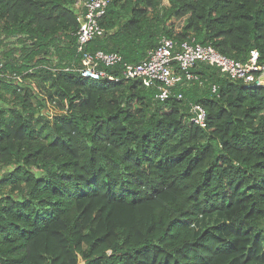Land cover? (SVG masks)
Instances as JSON below:
<instances>
[{
  "label": "trees",
  "instance_id": "16d2710c",
  "mask_svg": "<svg viewBox=\"0 0 264 264\" xmlns=\"http://www.w3.org/2000/svg\"><path fill=\"white\" fill-rule=\"evenodd\" d=\"M76 1L0 0V264H264V86L83 79ZM99 25L85 50L128 64L162 38L264 64V0H108ZM213 216L232 226L198 234Z\"/></svg>",
  "mask_w": 264,
  "mask_h": 264
},
{
  "label": "built area",
  "instance_id": "2783aa9c",
  "mask_svg": "<svg viewBox=\"0 0 264 264\" xmlns=\"http://www.w3.org/2000/svg\"><path fill=\"white\" fill-rule=\"evenodd\" d=\"M107 5L108 0H77L75 3L79 14V29L75 37L82 66L78 72L83 79H104L107 74L101 67H118L120 75L114 77L115 82L121 79H140L145 86L157 87L156 99L164 101L172 95L175 96L172 88L180 81H197V76L191 70L196 64L203 63L212 64L232 79L264 86V64H257L256 52H252L248 63L244 65L218 53L212 46L196 43L194 39L177 43L162 38L158 46L149 52L148 58L137 64L124 63L117 53L85 50L91 40L103 35L99 19L105 13ZM176 98L180 99L181 95ZM189 113L193 124L205 127L206 114L200 105H192Z\"/></svg>",
  "mask_w": 264,
  "mask_h": 264
},
{
  "label": "rangeland",
  "instance_id": "374dc122",
  "mask_svg": "<svg viewBox=\"0 0 264 264\" xmlns=\"http://www.w3.org/2000/svg\"><path fill=\"white\" fill-rule=\"evenodd\" d=\"M165 2V1H164ZM8 43V42H7ZM43 113H45L48 116H52L59 112V110L51 104H46L45 108L42 110ZM225 223L226 226H232L229 222L226 221V219L223 216H213L209 218H203L196 224V231L197 233H201L207 228L211 227H217ZM248 256H255L258 258H264V235L262 236V240L258 243V246L256 248L252 247L251 245H247L245 248V255Z\"/></svg>",
  "mask_w": 264,
  "mask_h": 264
},
{
  "label": "water",
  "instance_id": "95a60500",
  "mask_svg": "<svg viewBox=\"0 0 264 264\" xmlns=\"http://www.w3.org/2000/svg\"><path fill=\"white\" fill-rule=\"evenodd\" d=\"M182 83V81H180L178 84Z\"/></svg>",
  "mask_w": 264,
  "mask_h": 264
}]
</instances>
